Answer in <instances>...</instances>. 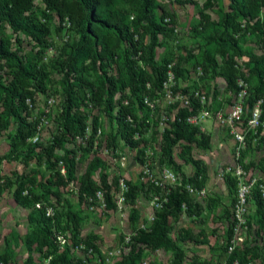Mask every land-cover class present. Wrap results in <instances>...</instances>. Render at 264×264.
<instances>
[{
	"label": "rangeland",
	"instance_id": "374dc122",
	"mask_svg": "<svg viewBox=\"0 0 264 264\" xmlns=\"http://www.w3.org/2000/svg\"><path fill=\"white\" fill-rule=\"evenodd\" d=\"M154 12L156 20L166 29L172 32L166 35H159V45L155 48L151 57L142 59L135 56L137 67L151 74V63H157L162 58L169 60V73L167 81L161 86H154L151 82L147 84L145 91L140 95L143 106H139V100L134 99L129 104L128 97L130 91L123 83L125 69L122 63L120 51L117 57L109 56L106 58L104 71L117 80L118 90L114 95V100L122 99V103L130 105L131 113L126 121L131 123L137 129L141 128L140 122L145 119L147 128L139 136L146 142L145 155L143 162H139L136 157L138 148L128 147L120 136L117 135V148L112 150L108 145V140L115 133L116 120L110 119L102 106L92 103L80 104V109L87 117V133L85 138L77 137L72 143L65 145L66 149L77 147V145L86 146V139L91 131V125L94 118L97 119V132L100 129V135L96 134V139L101 138V147L98 151L94 149L86 155L78 153L75 164V174L71 182L66 187H57L51 185V191H59L61 195L70 203L71 210L75 212L80 222V243L86 237L92 239V244L97 245L98 252L93 250V255L88 259V264H104L99 258L106 256L109 251H120L119 256L115 254L112 259L119 261L123 255H126L131 247L132 223L130 221L131 209L135 208L139 212V218L135 226H148L154 218L155 212L161 207L156 203H161V199L167 194V188L163 189L160 184L152 183L148 175L143 174V166L147 165L154 178L163 185L183 186L182 174L192 175L194 166L190 157L198 158L206 165V176L204 186L201 190L193 192V196L204 206L203 214L200 217L190 218L185 214L177 219H170L169 235L184 251V264H190L193 259L197 261H208L210 264H226L227 256L230 253L224 250L227 246V230L233 226L232 241L233 249H243L252 246H258L264 249V206H260L257 200V192L264 200L261 189H264V122L259 127L249 128L247 119L251 112L249 110L248 100L250 91L257 84V78L250 71V56L252 54H262L261 37L252 29L255 19L241 17L235 10L230 8V0H213L212 5L205 9L203 7L205 0H154ZM259 1V0H256ZM122 8L127 4H120ZM133 11V10H132ZM32 12L41 22H45L51 33L46 40L45 51L41 54V59L37 60L45 73L44 86L45 91H34L32 86L26 85V88L34 92L33 98H27L26 103L29 111V120H37L36 140L45 141L52 137L55 132L58 114L61 112L62 102V78L63 72L56 58L58 49H63L64 59L67 56L69 45L76 39V29L72 27L67 20L60 22L59 18L53 14L49 19L41 14L42 5L39 0H33ZM164 12L167 15H163ZM233 12V23L239 25V30L234 37L240 41L241 54L235 55L233 61L238 69L236 82L245 91L242 99V117L239 122L229 125L226 120L216 119L214 113L221 109L223 119H228L231 109L238 103V92L235 93L228 89L226 81L220 73L223 66L222 55L215 50V43L208 37L213 35L221 27L214 28V25L222 18L224 13ZM207 15V21L204 19ZM261 19L264 18V5L261 4L258 14ZM135 17L134 12L128 14L126 22ZM140 27L145 29L146 21L142 20ZM0 31L7 35L12 43V48L19 49V53L24 56H38L40 46L34 45L27 36L21 31L14 30L8 25H0ZM142 31V29H141ZM150 35L146 33L142 39V46L146 48L150 43ZM124 47V45H122ZM209 51L213 56L214 70L206 67L205 52ZM231 50L228 55H231ZM140 53V52H139ZM35 58V57H34ZM2 72H6L3 68ZM101 74V72H99ZM89 78L97 82L96 72L91 70ZM264 95V92H263ZM107 94L103 95V99ZM200 97L204 99V106L211 114V117L200 116L194 125H197L207 136V147L195 142L185 140L178 141L172 148L174 161L180 170L176 171L170 166L160 164V147L163 131L170 127L175 114L181 108H190L191 100ZM189 100V104L185 100ZM201 104L198 112L201 110ZM259 102L253 105V111L258 107ZM118 106L114 109L115 114ZM252 111V112H253ZM41 118L44 121H41ZM40 126L37 129V126ZM10 130L0 133V156L8 152L9 143L6 135ZM244 135V145L241 146L236 138L237 134ZM97 141H95L96 144ZM142 146V144H141ZM62 155L64 150H58ZM96 154L100 159L97 170L92 178L96 184L99 182V173H107L109 181L116 177L122 178L124 182L129 181L139 187V193L134 205L125 203L117 209H107L101 206L96 199L90 202L88 197L85 200H79V189L81 177L85 173L93 155ZM125 157L124 165L121 164L119 157ZM121 164V165H120ZM59 167V165H58ZM169 169L174 178L165 180L163 170ZM66 169L64 167V173ZM30 174L35 182L28 183L30 189L36 192L39 189L40 181L44 182L50 178L53 170L47 168L42 163L36 165L35 161L28 165L20 158H3L0 162V255H7V262L2 264H26L27 258L31 257L34 263H44V256L38 252L34 246L27 247L24 244V237L31 231L33 224L28 220V214L31 210L16 204L12 192L14 187L7 188L4 185V177L11 180L16 179V174ZM62 173V174H64ZM232 179L235 182L236 190L230 193L228 181ZM127 185V184H126ZM186 186V185H185ZM157 187L162 189L161 196L155 194ZM247 187L245 193L241 194L240 189ZM103 192V191H102ZM119 192L118 180L111 190L112 198L116 203L117 193ZM126 192V191H125ZM124 192V194H125ZM242 195V198H241ZM158 196V201L154 197ZM55 202V196H50ZM125 199V197H124ZM163 201V200H162ZM56 206V204H54ZM54 206L48 205L54 211ZM92 206V207H91ZM62 206H58V210ZM61 225L65 224L64 216L60 217ZM185 229L198 235L205 240L204 243L197 244L191 241L183 242L181 240L180 229ZM62 231V230H61ZM67 245H72L71 230L64 229ZM69 235V236H67ZM126 237L129 240L126 241ZM65 244V245H66ZM138 246L143 247L142 244ZM72 255L75 258H83L84 254L76 253L73 249ZM260 258L251 260L252 264H258ZM172 253L163 249L150 251L144 249V254L138 264H171ZM114 262V263H115ZM113 263V264H114Z\"/></svg>",
	"mask_w": 264,
	"mask_h": 264
},
{
	"label": "trees",
	"instance_id": "16d2710c",
	"mask_svg": "<svg viewBox=\"0 0 264 264\" xmlns=\"http://www.w3.org/2000/svg\"><path fill=\"white\" fill-rule=\"evenodd\" d=\"M230 8L235 10L241 17L255 19L252 29L261 37L262 54H252L250 56V71L257 78V84L250 91L248 100L249 110L252 111L253 105L260 100L259 121L264 122V18L260 20L258 14L260 5H264V0H230ZM42 5V16L49 19L55 14L60 22H67L76 29L77 39L69 45L67 56H63V49L56 52V58L63 72L62 78V102L61 112L58 114L55 132L52 137L45 141H30L36 134L37 120H29L27 98H33L34 92L26 88V85L33 87L34 91H45L44 70L38 66L37 60L41 59V54L45 51L46 40L51 30L45 22H41L32 12L33 0H0V25H8L14 30L21 31L27 38L39 45L38 56H24L19 53V49L12 48L10 38L0 31V133L10 130L6 138L9 143L8 152L0 156L3 158H20L25 165L35 161L36 165L44 163L47 168L52 169L50 178L44 182L40 181L39 189L34 192L28 186L32 185L35 179L28 173L16 174L13 181L4 177V185L12 188V196L16 204L31 210L28 220L33 224L31 231L24 237V244L32 247L41 253L44 258L50 257L48 264H79L80 259L72 255L75 246L80 243V222L77 214L71 210L70 203L59 191H51V185L66 187L74 177L75 164L78 153L89 154L95 146L94 151L101 147V138L96 139L97 119L94 118L91 131L86 139V146L77 145L71 149H66L67 143H73L77 137L85 138L87 133V117L80 109V104L92 103L103 107L106 115L110 119L116 120L115 133L108 140V145L112 150L117 148V135L130 148H138L136 159L143 162L145 155L146 142L139 136L145 132L147 124L145 119L140 122L141 128L137 129L126 121L131 113L130 105L122 103V99L114 100L113 97L118 90L117 80L104 71L106 58L115 56L120 51L122 63L125 69L123 83L128 87L130 95L129 104L134 99L139 100V106H143L141 94L145 91L147 84L151 82L154 86L161 87L168 78L169 60L162 58L157 63H151V74L137 67L135 56L142 59L151 57L155 48L159 45V35H166L171 29H166L156 20L154 12V0H39ZM213 0H205V9L212 5ZM120 4H127L122 8ZM133 10V11H132ZM135 13L129 23L126 22L128 14ZM233 12H226L222 18L214 25V28L221 27L209 40L214 41L215 50L223 57V66L220 73L226 81L229 90L237 93L242 87L236 82L238 69L235 66L233 57L241 54L240 41L234 34H237L239 25L233 23ZM163 15H167L164 12ZM207 21V15H204ZM144 20L147 26L143 30L140 23ZM142 29V31H141ZM149 33L150 43L144 48L142 39ZM124 45V47H122ZM231 50V55L228 51ZM140 52V53H139ZM35 57V58H34ZM206 63L204 68L214 70L213 56L205 52ZM3 68L6 72H2ZM95 71L98 80L95 82L89 78V72ZM101 72V74H99ZM107 94L103 99V95ZM118 106L115 114L114 109ZM200 107L199 100L192 99L190 108H181L175 114L170 127L162 133L160 147V164L170 166L176 171L180 168L174 161L172 148L180 140L195 142L207 147V136L197 125L188 122V118L198 112ZM133 115V114H132ZM95 141L96 144H95ZM142 144V146H141ZM58 150H64L62 155ZM62 162L66 171L61 173L58 165ZM194 166V173L190 176L182 174V182L190 184L193 188L201 190L204 186L206 176V165L201 159L190 157ZM101 159L94 154L85 173L81 177L79 189V200L83 201L87 197H93L95 191L102 190L107 209L116 207V203L111 195L113 185L117 184V178L113 177L109 181L108 175L104 171L99 173V182L93 181L92 175L97 170ZM264 172V164L262 165ZM228 189L230 193L236 190L235 182L228 178ZM128 190L125 192V203L134 205L139 193V187L126 181ZM167 185L166 201H161V207L155 212L154 218L148 226L136 227L135 222L139 218L137 209L132 208L130 221L132 228L131 247L126 255L114 264H138L144 254V249L156 251L163 249L172 253L171 264H184V251L170 237V219H177L180 215L200 217L203 214L204 206L186 189V186ZM1 186V185H0ZM162 189L157 187L155 194L161 195ZM55 196V202L50 196ZM257 200L260 206H264L261 194L257 192ZM38 204L39 206H36ZM56 204V206H54ZM54 206L52 215H47V206ZM58 206L62 210H58ZM64 216L65 224L61 225L60 217ZM233 225V224H232ZM227 230V246L232 238L233 229ZM66 228L71 230L72 245H64L59 248L56 235L63 233ZM62 230V231H61ZM181 240L191 241L197 244L204 243L205 240L198 235L185 229L179 230ZM84 244L99 253L97 245L92 244L90 237L84 238ZM142 244L143 247L138 246ZM260 258L258 264H264V249L258 246L238 249L235 248L227 256L226 264H246L253 259ZM7 262V255H0V262ZM210 264L208 261H197L193 259L190 264ZM26 264H36L33 258L28 257ZM40 264H43L42 262Z\"/></svg>",
	"mask_w": 264,
	"mask_h": 264
},
{
	"label": "built area",
	"instance_id": "2783aa9c",
	"mask_svg": "<svg viewBox=\"0 0 264 264\" xmlns=\"http://www.w3.org/2000/svg\"><path fill=\"white\" fill-rule=\"evenodd\" d=\"M169 73V71H168ZM168 79V78H167ZM167 81V80H166ZM165 81V82H166ZM164 82V83H165ZM163 83V84H164ZM245 95V91H243V89H241L239 92H238V96L240 97L239 100H238V103L231 109V114L229 115L228 119H223V112L221 109H218L215 113H214V116L216 117V119H219V120H226L225 122H227L229 125H233L237 122L240 121L241 117H242V99H243V96ZM260 103V100L257 101ZM185 103L189 104V100L186 99L185 100ZM199 103H202L201 104V110L199 111V113H196V114H193L192 116H190L187 120L188 122L192 123V124H195L198 120V118L200 116L202 117H211V114L210 112L208 111V109H206V107L204 106V99L203 97L199 99ZM253 111V109H252ZM251 111V114L249 116V118L247 119V124L249 126V128H252V127H259V125H261V121H259V116H260V108H259V105L258 107H256L254 109V111L252 112ZM41 121H44L43 118H41ZM40 126L38 125L37 126V129H39ZM98 135H100V129H98V132H97ZM236 138L239 142V144L241 146L244 145V135L239 133L236 135ZM33 141L36 140V137H33L31 138ZM120 158V161H121V164L124 165V162H125V157L122 156V157H119ZM59 169L61 171V173H64V165L62 164V162L60 161L59 162ZM143 174L144 175H148V177L150 178L149 180L154 183V184H160L159 186H162L163 189H166V184H162V183H159L158 181H156L154 178H151V174H150V171H149V168L147 165H144L143 166ZM163 176L165 177V180H167V182H170L168 181L169 178H174V175L173 173H171V171L169 169H164L163 170ZM118 187H119V192L117 193L116 197H117V200H116V206H117V209L120 208L123 204H124V197H125V194L124 192L128 190V185H126V183L124 182V180L122 178H119L118 179ZM247 187H242L240 189L241 191V194L243 195V193H245V191L247 190L246 189ZM186 189L191 193L193 194V192H197L199 190L193 188L190 184H187L186 185ZM167 191V190H166ZM247 192V191H246ZM261 192L263 193L264 195V189H261ZM166 195V193H165ZM242 195H241V198H242ZM262 196V195H261ZM158 196H155L154 197V200H157L158 201ZM89 201L90 202H93L95 201L96 199L101 203V206H106L105 204V200H104V195H103V192L102 190H97L95 191V194L93 197H88ZM166 201V198L165 196L161 199V201ZM160 201V202H161ZM125 205V204H124ZM36 206H39L38 204H36ZM156 206H161V203L157 202L156 203ZM92 207V206H91ZM53 211L51 209V207H47V210H46V214L47 215H52ZM232 229H233V226H232ZM69 236V235H67ZM56 239H57V242H58V245H59V248H63L64 245L66 244L67 242V239H66V235L63 234V233H57L56 235ZM129 240V237H126V241ZM231 241H232V238H231ZM233 250V245H230L228 246V251L231 253ZM74 251L76 253H83L84 254V257L83 258H77V259H80V262L79 264H88V259L91 258V256L93 255V249L91 247H87L85 244L83 243H79L77 246L74 247ZM119 253L120 251H115V252H112V251H109L107 253L106 256H103V257H100L99 258V261L102 263L104 262V264H113L115 262L114 259H112V256L115 254L116 256H119ZM50 257H48L47 259L44 260V263L43 264H48V261H49ZM0 264H2L0 262ZM201 264V263H199ZM233 264H238V262L235 260L233 261ZM246 264H252L251 262H248Z\"/></svg>",
	"mask_w": 264,
	"mask_h": 264
},
{
	"label": "bare ground",
	"instance_id": "6f19581e",
	"mask_svg": "<svg viewBox=\"0 0 264 264\" xmlns=\"http://www.w3.org/2000/svg\"><path fill=\"white\" fill-rule=\"evenodd\" d=\"M121 165V164H120Z\"/></svg>",
	"mask_w": 264,
	"mask_h": 264
}]
</instances>
